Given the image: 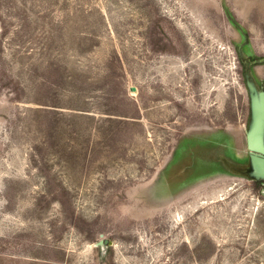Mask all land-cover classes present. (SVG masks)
I'll return each instance as SVG.
<instances>
[{"label":"rangeland","instance_id":"374dc122","mask_svg":"<svg viewBox=\"0 0 264 264\" xmlns=\"http://www.w3.org/2000/svg\"><path fill=\"white\" fill-rule=\"evenodd\" d=\"M0 264H264V0H0Z\"/></svg>","mask_w":264,"mask_h":264}]
</instances>
